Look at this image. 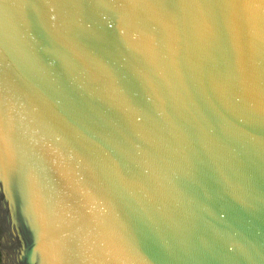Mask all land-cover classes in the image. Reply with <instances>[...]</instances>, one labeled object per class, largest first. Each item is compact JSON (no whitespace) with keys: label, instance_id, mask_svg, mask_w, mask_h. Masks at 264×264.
Masks as SVG:
<instances>
[{"label":"water","instance_id":"95a60500","mask_svg":"<svg viewBox=\"0 0 264 264\" xmlns=\"http://www.w3.org/2000/svg\"><path fill=\"white\" fill-rule=\"evenodd\" d=\"M0 256L264 264V0H0Z\"/></svg>","mask_w":264,"mask_h":264},{"label":"flooded vegetation","instance_id":"af4514ba","mask_svg":"<svg viewBox=\"0 0 264 264\" xmlns=\"http://www.w3.org/2000/svg\"><path fill=\"white\" fill-rule=\"evenodd\" d=\"M0 264H1V256H0Z\"/></svg>","mask_w":264,"mask_h":264},{"label":"bare ground","instance_id":"6f19581e","mask_svg":"<svg viewBox=\"0 0 264 264\" xmlns=\"http://www.w3.org/2000/svg\"><path fill=\"white\" fill-rule=\"evenodd\" d=\"M6 258V257H5Z\"/></svg>","mask_w":264,"mask_h":264}]
</instances>
